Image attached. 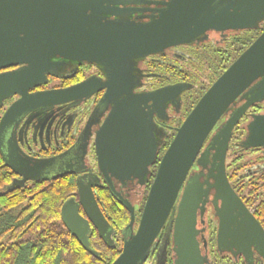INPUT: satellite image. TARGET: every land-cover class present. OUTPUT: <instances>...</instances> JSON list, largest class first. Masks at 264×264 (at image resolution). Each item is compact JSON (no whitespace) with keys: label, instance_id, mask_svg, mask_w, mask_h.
<instances>
[{"label":"water","instance_id":"obj_1","mask_svg":"<svg viewBox=\"0 0 264 264\" xmlns=\"http://www.w3.org/2000/svg\"><path fill=\"white\" fill-rule=\"evenodd\" d=\"M113 1L0 0V69L17 66L0 72V104L13 94L19 95L0 117V133L23 110L89 95L98 87L89 78L67 87L29 92L31 87L45 81L49 70L59 65L60 62L53 58L101 62L117 73L121 60L186 43L209 28L250 27L264 10V0H237L235 3L170 0L164 2L165 7L157 17L142 23H115L85 14H114V9L104 4ZM215 3L219 7L211 13ZM103 85L104 95L112 98L113 105L96 132L97 166L107 186L129 212L128 234L123 237L121 250L110 264L142 263L163 224L173 215L175 263L197 262L198 243L193 234V217L202 183L198 182V176L188 175V172L194 161L199 163L209 154L207 177L203 183L208 189H214V199L221 200L218 246L225 241L227 232L233 245L243 252L254 246L264 254V229L232 189L225 173V157L234 125L251 103L264 98V29L211 82L175 128L159 159L135 229L134 206L115 190L111 178L124 183L144 173L146 176L156 158L150 133V108L161 109L162 102L179 92V87L168 85L144 93L125 91V95L118 98L122 91L118 90L114 77ZM242 93L248 96L246 100L214 129ZM240 146L243 149L264 147V112L252 115ZM0 154L3 156L1 148ZM3 160L14 169L4 157ZM206 162L201 165L205 166ZM60 174L56 171L52 178ZM77 183L78 201L66 199L60 207V218L69 233L95 254L88 244L89 222L108 245L113 243L110 225L98 206L91 185ZM79 205L87 218L79 215ZM226 224L234 228H228Z\"/></svg>","mask_w":264,"mask_h":264},{"label":"flooded vegetation","instance_id":"obj_2","mask_svg":"<svg viewBox=\"0 0 264 264\" xmlns=\"http://www.w3.org/2000/svg\"><path fill=\"white\" fill-rule=\"evenodd\" d=\"M167 1L170 0H115L104 3L114 9V14L107 12H86L85 14L115 23H142L157 17L165 7L164 2ZM236 1L224 0V3H235ZM218 7V4L215 3L211 13L215 12ZM263 21L264 10L261 12L260 19L250 27L209 28L186 43L170 45L160 52L142 57L121 60L118 62L117 73L101 62L53 58V61L60 62L59 65L49 70L45 81L31 87L29 92L67 87L89 78L94 80L98 87L89 95L23 110L4 126L0 133V148L3 156L0 155L2 160L4 157L14 168L8 166L15 174L11 185H23L30 181L50 182L54 179L52 178L54 172L58 171L61 173L58 177L68 175L74 180L76 192L68 198H72L75 202L78 201L77 181L83 185L90 184L94 197L97 187L107 185L97 166L94 143L96 132L113 105L112 98L104 95L105 87L103 85L113 77L118 85V90L122 91L118 93V98L124 96L125 91L127 93H144L168 85H178L179 87V92L171 94L162 102L161 109L150 108V105H147V111L149 108L152 109L150 133L157 157L149 169H152L154 165L156 169L159 162L158 152L162 145L168 140L172 131L175 133V128L180 125L191 109L190 105H192L197 91L208 82V79L217 70L212 65L213 61L220 62L223 58H228L230 55L228 49L236 44L235 39L242 37L246 30L259 26ZM14 67L17 66L0 69V72ZM18 97V94H13L2 101L0 117L10 103ZM247 97L243 93L240 94L227 108L214 129ZM262 112H264V98L251 103L241 115L234 125V127L236 125L242 127L238 143L243 139L246 125L252 115ZM235 152V157H239L243 153L250 162L256 159L261 160L254 165L251 164L246 171L233 176V171L226 167L228 163L227 148L225 173L232 189L264 229V147H250L244 149L243 152L235 149ZM206 158L203 157L199 163L194 161L188 172V175L198 176V182L202 183V187L199 189L200 199L194 209L193 217V234L198 243V259L194 264H264V254H260L257 248L251 246L248 251L251 254L249 256L248 252L245 253L240 247L233 245L227 232L225 241L220 243V247L218 246L217 237L221 224L219 213L222 206L220 199H214V189H208L207 185L203 183L207 177L210 154ZM203 161H207L205 166L201 165ZM144 179L145 173L139 178H132L124 183H120L113 177L111 181L114 188L118 187V189L138 195L139 190L142 189L141 186L144 185ZM210 181L211 179H209ZM250 188L257 189L256 200L252 199L253 194L248 192ZM116 191L121 194L119 190ZM126 199L128 200V198ZM77 211L81 217L87 218L80 205ZM89 226L91 231L94 227L90 222ZM174 226L175 215L167 218L154 239L146 259L138 264H191L175 263L177 255L173 249ZM227 227L234 228L232 225H227Z\"/></svg>","mask_w":264,"mask_h":264},{"label":"trees","instance_id":"obj_3","mask_svg":"<svg viewBox=\"0 0 264 264\" xmlns=\"http://www.w3.org/2000/svg\"><path fill=\"white\" fill-rule=\"evenodd\" d=\"M263 29L264 21L259 26L246 30L242 37L235 39L236 44L229 47L228 58H223L220 62L213 61L212 65L217 70L197 91L191 107L198 96ZM241 129L240 125L233 128L228 147L226 167L233 171V176L246 171L251 164L261 161L256 159L250 162L243 153L235 157V149L242 152L244 150L238 143ZM173 135L174 131L162 145L158 152L159 156ZM155 167L154 165L148 170L138 195L115 187L135 207L134 229L154 176ZM14 176L15 174L3 162L0 155V264H110L116 258L121 250L123 237L128 234L129 212L125 204L107 185L97 187L95 197L110 225V238L113 243L111 245L105 243L96 229L92 228L88 234L89 247L95 253L92 254L69 233L60 218L62 203L76 192L75 182L70 176H60L50 182L30 181L23 185H11ZM248 192L253 194L252 199H257L256 188H250Z\"/></svg>","mask_w":264,"mask_h":264},{"label":"rangeland","instance_id":"obj_4","mask_svg":"<svg viewBox=\"0 0 264 264\" xmlns=\"http://www.w3.org/2000/svg\"><path fill=\"white\" fill-rule=\"evenodd\" d=\"M12 184V183H11ZM10 186V185H9ZM9 186H7V187H9Z\"/></svg>","mask_w":264,"mask_h":264}]
</instances>
